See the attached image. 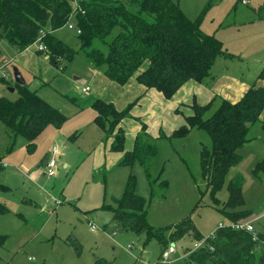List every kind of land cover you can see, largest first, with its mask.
Returning <instances> with one entry per match:
<instances>
[{
    "label": "rangeland",
    "instance_id": "obj_1",
    "mask_svg": "<svg viewBox=\"0 0 264 264\" xmlns=\"http://www.w3.org/2000/svg\"><path fill=\"white\" fill-rule=\"evenodd\" d=\"M173 1L193 20L208 0ZM201 30L222 41L224 51L233 55L218 58L212 76L226 72L250 80L264 66V0H217L206 13ZM53 35L75 53L69 62L58 58V68L49 62V51L40 52L32 46L19 53L7 42H0V64L2 60L11 63L5 69L8 76H0V98L14 101L19 97L12 73L17 68L27 88L66 117L59 127L48 124L33 148L23 137L12 136L0 122V161L6 165L0 166V264H93L96 259L109 264L157 263L163 249L157 240L146 243L145 236L121 231L112 220L111 209L130 177L135 181V194L145 200L146 222L166 236L164 243L176 249L171 264H198L189 261L188 255L198 250L196 244L201 240H194L191 232L174 239L171 231L188 222L206 240L218 224L227 221L213 205L201 174L200 153L211 148L209 136L201 129L180 136L174 131L191 115L195 95L199 105L206 104L205 94L200 96L199 91H209L211 78L204 81L206 89L190 82L169 99L151 91L127 101L129 92L124 96L87 64L74 31L61 28ZM87 86L89 90L83 92ZM94 97L115 105H122L123 99L128 105L140 97L130 111L136 119L122 124L124 150H132L140 122L145 123L157 145L148 176L138 162L118 166L116 154L109 148L111 138L94 123ZM219 104L212 102L205 117ZM251 135L252 140L240 150L241 163L230 175L239 173L244 180L243 208L251 215L242 222H250L254 233L264 235V170L253 173L256 163L264 162V131L257 125ZM53 147L58 156L56 174L50 178L43 167ZM227 196L225 188L217 194L221 202ZM88 222L96 226L95 232L90 231ZM141 250L147 258L141 256ZM138 257L143 262H137Z\"/></svg>",
    "mask_w": 264,
    "mask_h": 264
},
{
    "label": "trees",
    "instance_id": "obj_2",
    "mask_svg": "<svg viewBox=\"0 0 264 264\" xmlns=\"http://www.w3.org/2000/svg\"><path fill=\"white\" fill-rule=\"evenodd\" d=\"M76 1L75 7L73 0H0V42L5 41L24 52L44 30L48 33L43 40L46 52L51 53L47 58L58 68V58L69 62L75 53L53 33L63 28L74 12L73 22L80 31L76 38L88 65L119 86H127L135 78L145 89H153L166 99L190 80L202 83L210 79L217 59L227 56L222 42L200 28L217 0H208L193 20L173 0ZM257 79L264 82V66ZM15 85L19 94L16 100L0 98V122L12 136L23 137L28 147L33 148L48 124L59 127L66 117L25 84ZM140 97L123 110L100 99L91 107L96 112L94 123L111 138L110 151L122 153L118 166L138 162L148 176L149 161L157 153V145L147 133L145 123L140 122L132 150H124L122 124L127 119H136L130 111ZM211 104L212 100L205 105L193 101L191 115L185 117V124L174 134L185 135L192 129L207 133L211 148L202 149L200 169L213 205L227 224L245 223L242 221L251 213L243 208L244 180L241 174L230 173L241 163L240 150L252 140L251 130L258 125L264 131V120L260 118L264 109V86L254 83L236 103L221 100L217 109L205 117ZM159 135V138L164 137L162 133ZM261 169L264 170V162H257L253 173ZM223 188L228 196L221 202L217 194ZM111 211L119 230L145 236L146 243L157 240L163 246L161 253L168 247L169 244L164 243L166 236L146 222V203L135 194L132 177ZM190 232L194 240L203 239L188 222L176 226L170 235L176 239ZM255 236L253 239L251 233L231 227L217 228L214 237L205 238L204 244L189 254L188 259L198 264H264V235L255 233ZM93 264L109 263L96 259Z\"/></svg>",
    "mask_w": 264,
    "mask_h": 264
},
{
    "label": "crops",
    "instance_id": "obj_3",
    "mask_svg": "<svg viewBox=\"0 0 264 264\" xmlns=\"http://www.w3.org/2000/svg\"><path fill=\"white\" fill-rule=\"evenodd\" d=\"M242 3H243V1H242ZM182 9V8H181ZM182 11H183V9H182ZM184 12V14H185V11H183ZM186 15V14H185ZM200 28H201V25H200ZM222 42V41H221ZM222 46H223V43H222ZM224 50V49H223ZM20 53V52H19ZM23 53V52H22ZM227 54V53H226ZM227 55H231V54H227ZM231 56H233V55H231ZM221 57H225V58H227V56H221ZM224 58V59H225ZM263 68V67H262ZM261 68V69H262ZM261 69H260V71H261ZM260 71H259V73H260ZM258 73V74H259ZM97 74L99 75V77H101L102 79H103V81H105V82H108L107 84L108 85H112V87L116 90V89H119V90H117V91H121V94H123L124 93V96H125V94L127 93V92H129L130 94H131V97L129 98V99H127V101H129V100H131V98L132 97H134V96H136L137 94L138 95H140V96H142V95H144L145 96V93H150L151 91H155V90H153V89H150V90H148V89H145L142 85H140V84H138L137 82H136V80H135V78H132L131 80H130V83H129V85H127V86H119V85H117V84H115V83H113V82H110L108 79H106L102 74H101V72L99 71V72H97ZM258 74L256 75V76H253L250 80H245V79H243V78H239V77H237V76H235V75H233V74H230V73H224V72H221V73H218V72H215V74H213V76L211 77V86L208 88L209 89V91H206V90H200L199 91V94H200V96H201V93H203V94H205V96H204V102L206 101V104L208 103V102H210L211 100H212V102H214V101H218L219 103H220V101L221 100H226V101H229V102H231V103H236L237 101H239L243 96H244V94L248 91V89L254 84V83H257V85L259 84V85H261V86H264V83H262L260 80H258L257 79V76H258ZM254 78V79H253ZM132 81V82H131ZM105 82H102V83H105ZM192 83V82H194L195 84H193V85H202L203 84V88L205 87L204 85V82H202V83H198V82H196V81H193V80H190V81H188V82H186L177 92H176V95H178L180 92H181V90H183L186 86H187V83ZM110 83V84H109ZM134 84L135 86H131V84ZM190 85H192V84H190ZM88 87V86H87ZM127 89H129V90H127ZM205 89H206V87H205ZM132 90H134L132 93L130 92V91H132ZM156 92V91H155ZM128 93V94H129ZM128 94H127V96H128ZM133 94V95H132ZM137 95V96H138ZM196 96V102L198 103V94L197 95H195ZM96 97H94L93 98V101L91 102V103H93L95 100H97V99H100V98H97V99H95ZM124 98V97H123ZM100 100H103V99H100ZM124 100V102H122L121 104L122 105H115V103H112V102H109V103H112L114 106H115V108L117 109V110H122L121 108H123L124 106H125V104H126V102L127 101H125V99H123ZM103 101H105V100H103ZM105 102H108V101H105ZM90 103V104H91ZM199 104V103H198ZM127 105V104H126ZM260 118H261V120H264V109H263V111H262V113H261V115H260ZM137 134V133H136ZM135 138V137H134ZM109 143H111V141L109 142ZM134 143V142H133ZM245 147V146H244ZM243 147V148H244ZM109 148H110V145H109ZM242 148V149H243ZM52 153V152H51ZM112 153H114V152H112ZM116 154V155H115ZM114 155L117 157V159H118V161H119V159L121 158V156H122V153H114ZM57 156H58V150H57ZM46 164V163H45ZM45 164H44V167H45ZM44 167H43V169H44ZM64 168H67V165L65 164L64 166H63ZM127 251V250H126ZM128 251H130V250H128ZM142 251V250H141ZM142 257H144V258H147L148 256H146V251L145 250H143L142 251V255H141ZM139 258L138 260H137V262H143L142 261V259L143 258Z\"/></svg>",
    "mask_w": 264,
    "mask_h": 264
},
{
    "label": "built area",
    "instance_id": "obj_4",
    "mask_svg": "<svg viewBox=\"0 0 264 264\" xmlns=\"http://www.w3.org/2000/svg\"><path fill=\"white\" fill-rule=\"evenodd\" d=\"M74 1V5L76 7V0H73ZM243 3L245 4V1H243ZM74 12L69 16L68 18V21L66 22V24L64 25L63 28H66L68 30H71V31H74L75 34H79L80 31L75 27L74 25V22L72 21L73 20V15ZM48 33L44 30L40 31L39 32V36L36 40V42L34 43L33 46H36L37 48V51H40V52H46L47 51V48L44 44V38L46 37ZM9 61H4L2 62L1 66H0V76L1 77H7L8 76V72L5 70L6 67L9 66ZM89 90V87H85L82 89L83 92H86ZM56 158H57V148L56 147H53L52 149V153H51V157L50 159L46 162L45 164V167H44V174L47 176V177H53L55 176L56 174ZM0 166H3L5 167L6 165L5 164H2L1 161H0ZM88 227L90 229L91 232H95L96 231V226L92 223V222H88ZM224 227H231L233 229H236V230H243L245 232H248V233H251L252 234V237L253 239H256V236H255V233H254V228L253 226L251 225L250 222H245V223H237V224H218L217 228H224ZM215 232V231H214ZM214 232L210 235L209 238H213L214 237ZM205 240H201V242H199L198 244H196L197 248H199L200 246H202L204 244ZM264 243V241H263ZM127 250H130L132 249V246L131 245H128L126 247ZM175 254H176V249L173 247V245H170L168 246L159 256V259H158V262L157 263H154V264H171L174 262V257H175Z\"/></svg>",
    "mask_w": 264,
    "mask_h": 264
},
{
    "label": "water",
    "instance_id": "obj_5",
    "mask_svg": "<svg viewBox=\"0 0 264 264\" xmlns=\"http://www.w3.org/2000/svg\"><path fill=\"white\" fill-rule=\"evenodd\" d=\"M12 73H13L14 82H15L16 84H18V85H24V84H25V81H24V79L22 78V76H21V74H20V72L18 71L17 68H13ZM9 90H10L11 92L14 91L13 88H10Z\"/></svg>",
    "mask_w": 264,
    "mask_h": 264
}]
</instances>
